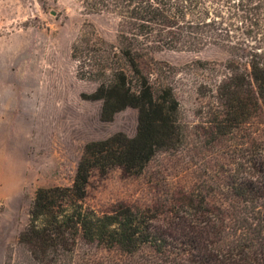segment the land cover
I'll use <instances>...</instances> for the list:
<instances>
[{"label": "trees", "instance_id": "trees-1", "mask_svg": "<svg viewBox=\"0 0 264 264\" xmlns=\"http://www.w3.org/2000/svg\"><path fill=\"white\" fill-rule=\"evenodd\" d=\"M82 2L89 12L108 11L120 18L117 45L102 40L104 46L95 49L92 32L73 47L74 58L80 60L86 44L85 57L100 67L97 73L89 72L100 78L89 98L102 100L105 121L126 108L137 109V132L87 143L72 185L36 191L18 239L23 250L19 264H78L80 239L129 254L150 247L165 264H264V139L258 138L256 126L264 119V0ZM208 47L225 51L227 57L207 62L220 76L199 93L217 104L213 123L219 134L245 133L232 150L228 187L234 203L225 208L209 203L202 193L200 198L183 193L163 212L156 206L120 204L101 214L88 207L94 169L105 173L119 166L138 175L158 152L176 150L186 140L174 89L154 82L156 70L142 65L156 63L160 51L199 52ZM91 51H97L94 58ZM13 260L9 256L6 264Z\"/></svg>", "mask_w": 264, "mask_h": 264}, {"label": "rangeland", "instance_id": "rangeland-1", "mask_svg": "<svg viewBox=\"0 0 264 264\" xmlns=\"http://www.w3.org/2000/svg\"><path fill=\"white\" fill-rule=\"evenodd\" d=\"M119 22L112 12H89L82 0H0V264L11 255L12 264H19V235L39 188L72 185L87 143L137 132L135 108L119 111L111 121L102 119V100L89 98L100 83L89 72L97 73L100 67L85 57L86 44L80 60L73 56L75 43L85 33H94L95 49L104 46L102 40L117 45ZM90 55L94 58L97 51ZM226 57L215 47L164 50L155 54L156 63L142 65L156 70L154 82L174 89L186 140L176 150L158 152L138 175L119 166L105 173L94 169L87 187L88 207L101 214L120 204L156 206L163 212L183 193L198 198L202 193L209 203L225 208L234 203L228 187L232 150L244 141L245 133L219 134L213 123L217 104L198 90L215 84L220 76L207 62H223ZM258 121V138L264 139V119ZM76 260L165 264L150 247L129 254L84 239L78 242Z\"/></svg>", "mask_w": 264, "mask_h": 264}]
</instances>
